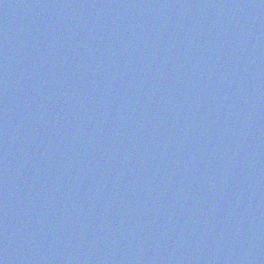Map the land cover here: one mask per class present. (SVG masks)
Masks as SVG:
<instances>
[{
  "label": "water",
  "instance_id": "obj_1",
  "mask_svg": "<svg viewBox=\"0 0 264 264\" xmlns=\"http://www.w3.org/2000/svg\"><path fill=\"white\" fill-rule=\"evenodd\" d=\"M0 264H264V0H0Z\"/></svg>",
  "mask_w": 264,
  "mask_h": 264
}]
</instances>
